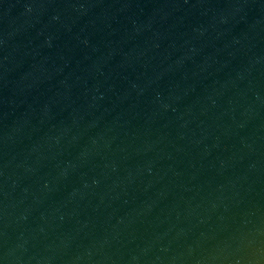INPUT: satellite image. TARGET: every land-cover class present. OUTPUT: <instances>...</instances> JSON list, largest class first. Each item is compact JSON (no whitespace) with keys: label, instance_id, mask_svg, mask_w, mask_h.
I'll return each instance as SVG.
<instances>
[{"label":"water","instance_id":"water-1","mask_svg":"<svg viewBox=\"0 0 264 264\" xmlns=\"http://www.w3.org/2000/svg\"><path fill=\"white\" fill-rule=\"evenodd\" d=\"M0 264H264V0H0Z\"/></svg>","mask_w":264,"mask_h":264}]
</instances>
